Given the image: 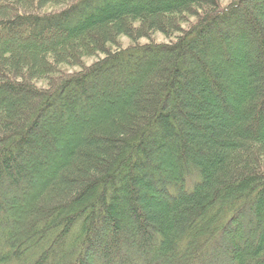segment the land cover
I'll list each match as a JSON object with an SVG mask.
<instances>
[{
	"label": "trees",
	"instance_id": "obj_1",
	"mask_svg": "<svg viewBox=\"0 0 264 264\" xmlns=\"http://www.w3.org/2000/svg\"><path fill=\"white\" fill-rule=\"evenodd\" d=\"M222 1L0 0V264H264V0Z\"/></svg>",
	"mask_w": 264,
	"mask_h": 264
},
{
	"label": "rangeland",
	"instance_id": "obj_2",
	"mask_svg": "<svg viewBox=\"0 0 264 264\" xmlns=\"http://www.w3.org/2000/svg\"><path fill=\"white\" fill-rule=\"evenodd\" d=\"M231 0H223L222 1V4H223V6L224 5H226L228 2H230ZM154 40L156 41V42H158V43H167L168 42V40H166L162 35H160V34H157V35H155L154 36ZM121 45L123 46V47H126V46H128L129 45V41H128V39H126V38H122L121 40ZM146 42V40H140V43H145ZM94 61V59H85L84 60V65H89V64H91L92 62ZM63 70L65 71V72H73V71H77L78 70V68H71V67H69V68H67V69H65V68H63ZM39 85H44L43 83H39ZM262 169L264 170V158H263V160H262ZM45 172H48V169L45 171ZM123 234V233H122Z\"/></svg>",
	"mask_w": 264,
	"mask_h": 264
}]
</instances>
